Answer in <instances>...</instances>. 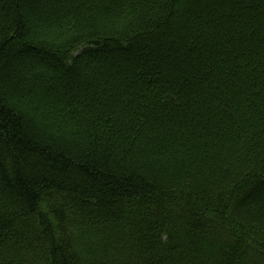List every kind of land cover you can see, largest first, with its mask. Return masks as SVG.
Listing matches in <instances>:
<instances>
[{"label": "trees", "instance_id": "trees-1", "mask_svg": "<svg viewBox=\"0 0 264 264\" xmlns=\"http://www.w3.org/2000/svg\"><path fill=\"white\" fill-rule=\"evenodd\" d=\"M0 264H264V0H0Z\"/></svg>", "mask_w": 264, "mask_h": 264}]
</instances>
